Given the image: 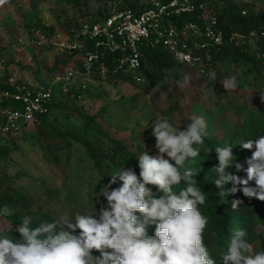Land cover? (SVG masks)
<instances>
[{"label":"rangeland","instance_id":"obj_1","mask_svg":"<svg viewBox=\"0 0 264 264\" xmlns=\"http://www.w3.org/2000/svg\"><path fill=\"white\" fill-rule=\"evenodd\" d=\"M231 1L236 13L264 14V0ZM217 5L222 10L223 1L217 0ZM95 7L96 0L80 5L75 0H5L0 5V80L16 74L29 84L51 85L61 102L45 122L27 126L0 145V209L7 206L12 211L0 216V235L19 226L24 215L33 218L35 227L63 214L93 211L109 175L124 167L139 174L136 159L145 147L149 154H157L151 132L152 122L159 118L183 130L191 116H202L207 122L204 138L210 140L214 132L231 136L234 156L249 152L238 145L241 141L264 134V70L260 72L264 59H259L260 46L254 41L219 61L215 79L198 66H178L175 61L167 68L148 62L143 84L85 79L79 74L67 79L65 61L73 57L56 42L76 31L82 14ZM243 51L247 57L239 55ZM185 74L191 75V84L180 90L175 82ZM232 75L239 86L226 91L220 81ZM81 140L90 141L111 160L97 169ZM217 164V156L199 154L186 161L185 168L204 179L217 176L213 167ZM11 235L19 239L15 231ZM247 238L254 251H264V223L256 224ZM220 254L210 253L217 264Z\"/></svg>","mask_w":264,"mask_h":264},{"label":"clouds","instance_id":"obj_2","mask_svg":"<svg viewBox=\"0 0 264 264\" xmlns=\"http://www.w3.org/2000/svg\"><path fill=\"white\" fill-rule=\"evenodd\" d=\"M209 78L215 79V72ZM191 80L185 74L175 84L183 90ZM220 82L226 91L239 86L235 75ZM190 119L183 130L167 118L153 121L157 154H149L145 147L136 159L139 174L133 167H124L109 175L102 194L94 199L93 211L72 217L63 214L35 227L30 215L22 216L19 226L12 225L0 235V264H217L204 243L208 218L198 207L206 201L204 191L196 186V173L185 168L186 161L200 154L196 146L204 143L207 122L202 116ZM238 145L251 151L247 167L233 160L231 145L216 147L218 164L213 167L218 178L214 183L222 189L221 196L242 191L264 202V134ZM230 167L246 175L233 174ZM181 182L186 186L174 191ZM227 184L232 186L224 191ZM242 203L231 201L232 209ZM10 215L7 206L0 209V216ZM13 231L19 239L11 235ZM247 237L245 230H237L220 254V264H264V251H254Z\"/></svg>","mask_w":264,"mask_h":264},{"label":"built area","instance_id":"obj_3","mask_svg":"<svg viewBox=\"0 0 264 264\" xmlns=\"http://www.w3.org/2000/svg\"><path fill=\"white\" fill-rule=\"evenodd\" d=\"M96 4L82 14L76 31L56 42L79 66L66 67L69 80L78 74L91 79L96 70L105 77L111 65L114 73L143 83L146 50L158 48L179 64L209 68L210 50L224 43L217 9L209 0H96ZM251 36L259 37L255 32ZM260 57L264 59V53ZM2 63L0 57V68ZM82 87H87L86 80ZM55 100L51 85L29 84L16 74L4 76L0 80V145L27 126L40 124L51 114Z\"/></svg>","mask_w":264,"mask_h":264},{"label":"trees","instance_id":"obj_4","mask_svg":"<svg viewBox=\"0 0 264 264\" xmlns=\"http://www.w3.org/2000/svg\"><path fill=\"white\" fill-rule=\"evenodd\" d=\"M82 1L83 0H75V3L80 5ZM212 1L218 12L220 27L224 31V43L220 46H215L210 50L212 62L209 68L206 67V65L198 67L201 72L203 71L208 76L210 73L217 71L219 61L226 59L229 52L236 50L239 51L240 46L243 45V43L249 44L251 41H254L256 46H260V51L258 53H264V35L260 36L261 32L264 31V14L259 13L257 15H250L244 13L245 11L236 13L231 0H222L223 8L222 10H219L217 0ZM252 32L257 33L259 37L253 38L251 36ZM146 51L147 59L143 70L145 77L147 76L146 66L148 62L159 68H167L171 66L169 62L174 61L168 56L167 52L161 48L154 50L148 49ZM239 55L241 57H247L248 53L243 51L242 53H239ZM71 56L73 57V55ZM80 58H82V56H80ZM259 59H261V57H259ZM260 62L261 65L264 63L262 59ZM65 63L79 68V66L75 63L74 58L71 61H65ZM176 65L185 66L177 62ZM111 67L112 66L110 65V69L105 77H102L97 70L93 72V74H90L89 77L94 80L129 81L135 84L144 83H136L129 77H126L123 73H114L111 70ZM203 67L205 70L201 69ZM261 67L262 69H260V72L262 73L264 70V64ZM60 103V100H57L56 98L52 111L58 108ZM49 116L50 115H48L40 124L45 122ZM11 139L12 137H7L8 141ZM231 139V136L225 135L222 137L214 132L212 133L210 140H206L204 138L203 145L196 147L199 148L200 154L203 157L209 158L211 156H217L214 150L216 147H227L230 145ZM80 142L89 152L97 169H102L104 160H111L109 155L99 148H96L90 141L81 140ZM119 146L121 150L125 149L123 146ZM210 150L212 151L209 153ZM250 156L251 151L247 154L237 155L233 157V160L236 159V162L244 164V167H247L245 160ZM228 171L241 177L246 175L242 171L236 172L234 167H230ZM217 178L218 176L204 179L194 177L196 180V186L201 187L206 198L205 203L203 205H199L198 207L200 212L208 218V225L204 230V243L209 250V254L213 251H217L219 253L225 251L228 241L237 230L243 229L249 235L254 231L256 224L264 223V202L255 198L250 199L244 196L242 191H238L235 195L221 196L220 193L222 189L218 188L214 183ZM185 186L184 182H181L179 186H176L175 191H178L180 188ZM231 186V184H227L224 186L223 190L226 191L231 188ZM252 186H254V182H252ZM235 199L242 200L243 203L237 209L233 210L231 201ZM152 231L153 230L150 229V234H152Z\"/></svg>","mask_w":264,"mask_h":264}]
</instances>
